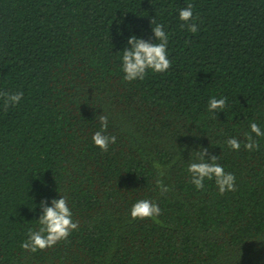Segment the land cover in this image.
Masks as SVG:
<instances>
[{"label": "trees", "instance_id": "16d2710c", "mask_svg": "<svg viewBox=\"0 0 264 264\" xmlns=\"http://www.w3.org/2000/svg\"><path fill=\"white\" fill-rule=\"evenodd\" d=\"M189 3L195 34L178 18ZM153 17L170 33L172 66L125 82L118 53L133 34L155 41ZM14 91V106L0 95V264H264V139L251 153L224 147L246 118L264 125V0H0V93ZM210 95L229 100L218 120ZM101 115L118 136L108 152L90 139ZM201 148L208 162L221 156L237 191L188 183ZM59 191L79 230L25 252L40 214L27 201ZM142 198L159 203L156 220L130 218Z\"/></svg>", "mask_w": 264, "mask_h": 264}, {"label": "clouds", "instance_id": "9594fccd", "mask_svg": "<svg viewBox=\"0 0 264 264\" xmlns=\"http://www.w3.org/2000/svg\"><path fill=\"white\" fill-rule=\"evenodd\" d=\"M178 18L183 22L181 27H187V30L193 34L199 31V26L194 21L193 5L189 3L178 11ZM152 36L155 38L144 39L135 34L129 36L123 50L118 54L119 71L123 74V81L133 83L144 81L149 74L166 73L172 66L170 58L169 42L170 33L166 30L163 23H159L156 17L151 21ZM4 97V106L19 104L24 94L21 91L11 93H0ZM229 100L226 96L210 95L205 112L208 119L218 120V113L227 114L229 109ZM248 130L240 135H231L224 138V147L233 152H239L241 147L248 152L258 151L260 148V139H264V125L256 120L246 118ZM109 115L98 117V126L91 132V144L102 152H108L111 146L118 143V136L109 131ZM201 128H203L201 126ZM208 131H213L209 129ZM222 130L217 132L221 135ZM207 149L201 148L192 153V162L187 164L186 171L188 183L196 191H206V182H214L216 191L219 195L237 191V177L227 171L225 166L218 163L217 156L211 157L208 162ZM155 167L159 170L161 165L158 163ZM36 175L39 173L35 172ZM154 188L161 195L171 191L172 186L165 183L162 179V173L158 172L155 179ZM27 201V206L33 211L37 207L40 209L38 219H35V225L29 227L20 247L25 252L37 253L46 248H51L67 238L75 231L79 230V223L73 219V211L70 205V197L67 193L59 191L58 198L41 200L39 205ZM162 214L159 203L151 198L136 199L130 208L129 216L132 220L150 218L156 220Z\"/></svg>", "mask_w": 264, "mask_h": 264}]
</instances>
